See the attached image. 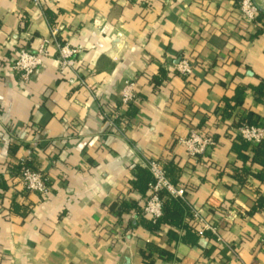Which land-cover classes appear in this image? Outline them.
I'll use <instances>...</instances> for the list:
<instances>
[{"label":"crops","instance_id":"obj_1","mask_svg":"<svg viewBox=\"0 0 264 264\" xmlns=\"http://www.w3.org/2000/svg\"><path fill=\"white\" fill-rule=\"evenodd\" d=\"M239 1L46 0L40 11L0 0V264H264V209L253 211L263 166L256 148L242 156L227 134L249 114L264 116V0H255L254 25L242 22ZM51 26L78 49L93 90L67 81L54 45L29 80L11 70L18 49L36 50ZM182 56L194 63L191 78L175 71ZM130 80L138 98L121 107L123 137L104 112ZM192 128L217 141L197 159L177 143ZM143 153L176 165L189 206L217 234L132 217L145 204L136 188ZM21 156L49 178L47 199L9 174Z\"/></svg>","mask_w":264,"mask_h":264},{"label":"built area","instance_id":"obj_2","mask_svg":"<svg viewBox=\"0 0 264 264\" xmlns=\"http://www.w3.org/2000/svg\"><path fill=\"white\" fill-rule=\"evenodd\" d=\"M30 2L34 8L40 11L44 10L46 6V0H30ZM239 12L241 20L245 24L254 25L259 22L260 7L255 0H240ZM51 45H54L56 48L61 72L73 74L67 81L73 85L76 84L93 90L94 86L86 81L78 69L76 58L78 49L60 38V28L58 26H51L49 37L43 39L36 50H29L26 47L19 48L17 57L11 63V70L15 74H18L22 80H29L35 70L42 65L44 59L49 56ZM194 70V63L187 56H182L175 65V71L185 78H191L194 75ZM136 88L137 84L135 81L130 80L125 82L118 96V101L115 104L111 102L104 112V118L109 128L123 137L125 136L128 119L122 114L121 107L131 105L137 100ZM228 132L239 134L252 145L262 144L264 143V116L256 124L243 121L234 123L230 126ZM177 143L182 145L186 153L193 159L207 154L217 145L214 136L205 135L196 128H192L187 136L178 137ZM141 165L150 171L152 181L149 184V193L145 197V204L141 207L140 211L132 212V217L149 216L152 221L156 222L164 212V193L174 198H179L189 205L187 202V188L172 181L166 165L161 160L143 153ZM8 170L9 174L18 179V182L22 184L27 193H37L43 200L50 196L52 188L49 178L40 168L32 164L30 156L19 157L16 162L11 163ZM190 208L192 220L200 236L204 235L208 230L217 234V227L204 218L201 210L194 206H190ZM197 224H200V226ZM262 242H264V238ZM143 264L151 263L145 262Z\"/></svg>","mask_w":264,"mask_h":264},{"label":"trees","instance_id":"obj_3","mask_svg":"<svg viewBox=\"0 0 264 264\" xmlns=\"http://www.w3.org/2000/svg\"><path fill=\"white\" fill-rule=\"evenodd\" d=\"M257 91L258 92H264V83H260L257 86ZM238 98V97H237ZM240 101V102H239ZM238 103H242V100H238ZM235 109L234 105H231L228 100H226V105L224 107V112L229 116L233 114V111ZM247 122L250 124H256L257 119L252 118V114L247 115L243 119L239 120V122ZM204 134V133H203ZM228 136L231 137V140L233 141V149L238 151L240 155L245 156V151L251 147L252 149L256 148V157L254 161L260 163L263 166V171L257 174V177L260 178L261 180H264V160L259 161L258 157L259 155L264 156V143L259 144V145H252L251 143L247 142L244 140L239 134L232 133V132H227ZM209 135V134H205ZM11 164H7V167L9 168ZM7 168V169H8ZM168 170V174L172 181L176 184L178 180L176 177V165L175 164H170L166 166ZM240 179L244 180L246 176L248 175L247 169L241 168L238 170ZM137 181H136V188L139 189L143 194L147 195L149 193V184L152 181V174L150 171L144 167L139 165L137 167ZM7 186V182L5 179H1L0 177V188ZM188 191V190H187ZM163 199H164V212L163 215L156 221H150L149 223L153 228H158L161 225L168 224L172 227H181L186 229L188 232H193V220H192V213H191V208L190 206L183 200L179 198H174L167 193L163 194ZM125 203H122L120 205L122 211L125 209ZM114 207V206H113ZM255 209H264V196L260 197L257 200V205L253 208V211Z\"/></svg>","mask_w":264,"mask_h":264}]
</instances>
